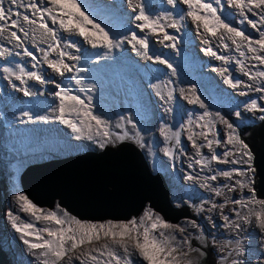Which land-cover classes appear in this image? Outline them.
<instances>
[{
  "label": "snow or ice",
  "instance_id": "obj_1",
  "mask_svg": "<svg viewBox=\"0 0 264 264\" xmlns=\"http://www.w3.org/2000/svg\"><path fill=\"white\" fill-rule=\"evenodd\" d=\"M126 3L131 6V19L140 35L131 29H113L93 13V6H90L87 0H0V40H6L12 45L5 47L0 43V58H5V63L0 65V69L5 74V79L11 81L14 78L19 81V86L16 83L11 86L24 96L35 94L29 86V81L42 86L51 83L54 85L51 95L59 101L54 109V117H33L31 113L25 112L24 116L29 121L58 120L70 128L77 138L95 140L101 148L106 144L126 139L135 140L143 146L141 131L130 117L121 115L119 120L113 121L111 118L105 119L103 114L94 113L89 91L95 90V85L85 88L83 78L80 77L82 71H87L81 66V46L87 43L94 49H103L105 51L97 55L106 58L114 49L127 43L136 53L152 60L154 57L149 54L150 37L159 38L161 43L169 42L165 46L175 49L177 36L170 34L168 29L179 32L189 19L195 25L196 31L206 37L203 40L207 45L204 51L214 59L222 61L224 65L235 64L252 82L245 84L244 81L234 78L228 67L217 68L216 71L225 77V83L234 89L243 85L264 94V70H261V66H264V0H167V4L172 6V11L155 14L148 11V0H126ZM178 4L185 5L186 9L178 7ZM226 9H234L235 12ZM236 14L240 18L234 26L232 18ZM244 25L250 26L258 37L246 34L242 27ZM62 33H67V36ZM75 37H81L82 40H76ZM213 38L218 40L217 47H223L230 53L235 51L238 57L233 59L231 54L223 55L216 51L212 46ZM37 39L40 43L47 44V48L39 47ZM26 42H31L33 48L39 51L40 58L34 51L29 50ZM53 54L55 58H52ZM21 56L31 59V70L25 66V62H15V58ZM155 60L166 64L172 70L171 75H176V69L166 59L155 56ZM249 61L255 63L250 64ZM43 65H47L52 73L65 79L57 83L54 76L46 75ZM253 68L256 69L255 72ZM66 73L74 75L65 77ZM171 85V80L153 85L158 89L156 95L167 105L164 111L168 113L173 111L176 100V89ZM74 86L79 88L74 90ZM162 86L168 89L166 95ZM179 91L190 104H198L200 108L205 109L195 120L190 117L186 126L181 124L182 128L187 127V139L199 157L194 158L193 163L200 165L201 170L208 168L214 172L202 178V187L208 188L217 197L225 195L224 189L231 193H236L238 189L241 192L247 191V195L226 197L219 204L211 201L207 211L216 212L223 221L219 227L229 229L233 233L239 234L245 224L254 222L264 233V198L257 197L254 175H250L255 172L252 167L254 154L242 138L239 124H234L220 112L214 115L209 112L207 105L196 94L195 87L191 89V99L184 95L185 89L181 88ZM81 92L84 93L85 99L81 98ZM261 102H264V96L259 98V102L258 99H250L246 102L247 110L264 113ZM234 114L236 117L241 116L239 111ZM208 117L212 119H207ZM259 119L264 121V115ZM217 122L227 129L224 140L220 138L219 132L214 130ZM128 124L135 129L134 133H129ZM194 128L199 131H194ZM114 129H123V132H116ZM161 131L166 138L171 132V138L177 145L180 144L181 132H172L167 125ZM197 136L202 139V143H197ZM222 144L226 148L231 147L218 154L216 148ZM205 147L210 151L208 156L201 151ZM167 154L174 156V150L167 149ZM237 155L239 158H236ZM213 161L233 166L247 164L248 168L213 170L210 167ZM192 166L189 165L190 168ZM220 177L228 183L213 187L210 182L217 181ZM186 179L194 180L196 177L189 174ZM15 200L19 212L27 215L22 217L9 212L8 217L24 244L30 250L36 251L40 264H60L70 253L76 254L75 258L80 264H202L199 260L189 258V251L192 250L191 239H182L177 243L175 232L183 233L187 228L165 221L151 209L139 220L93 223L81 221L62 209L45 211L22 191L15 196ZM229 204L232 205L230 214H224L223 210ZM198 211H205L203 204L199 206ZM208 220L215 226L212 216H208ZM39 222H44V226L37 227ZM190 223L192 228L200 231L199 240L204 241L201 247L206 244L215 245V237L207 239V236L211 235L210 232L205 234L195 221ZM184 244L188 245L187 250L183 247ZM85 245L88 247L84 248ZM222 251L224 255L214 261V264H245L246 248L239 239L236 240L235 247L231 246V241L225 242ZM259 264H264V254L259 257Z\"/></svg>",
  "mask_w": 264,
  "mask_h": 264
},
{
  "label": "clouds",
  "instance_id": "obj_2",
  "mask_svg": "<svg viewBox=\"0 0 264 264\" xmlns=\"http://www.w3.org/2000/svg\"><path fill=\"white\" fill-rule=\"evenodd\" d=\"M105 1L112 3L115 7V10H112L111 13L105 8H100L105 10L107 14L113 15L108 23L109 26L120 31L131 29L137 31V34L140 35L139 31L135 29V22L131 19L132 13L130 5L123 3L121 0ZM87 2H90L89 5L93 6L92 9L96 14H102L101 11L95 9V6L99 7V5L96 4L94 0H87ZM153 5L158 11L153 9ZM178 7L185 9V5L182 4H178ZM148 11L153 14L163 13L165 11H172V6L167 4V0L151 1L148 3ZM118 12L120 15L117 14ZM173 14L175 13L173 12ZM98 18L100 20L102 19L101 17ZM232 19L234 22V17ZM185 25V29L183 27L175 34L177 38H181L185 35L184 42H178L176 40V48L177 45H185L186 51L177 48V50L184 52L185 55L173 51V48L170 49L166 47L165 44L169 42L161 43L157 37H150L149 54L153 55L154 58L152 60H148L136 53L132 50L131 45L127 43L123 44L120 48L114 49L106 58L97 55V53L105 51L103 49H94L87 43L81 46V66L87 69L86 72L82 71L80 73L81 78L82 75L86 77L83 79L84 86L85 88L93 84L100 86L95 87V90L89 91L92 99L96 101L94 109L97 110L98 108V110H102V106L105 103L108 106H113V104L116 103L115 108L117 110H120L121 106H125L130 112L135 114H138V111H140L138 116L141 128L137 127L140 129L141 135L143 136V146L136 143L135 140L126 139L116 143L106 144L104 147L108 145L118 146L127 142L135 144L146 155L152 173H160L167 177L170 182L172 207L169 211L171 214L169 219H165L159 212L151 208L149 204L138 212V214L128 219H118L126 222L132 220L134 217L139 220L146 211L151 209L153 212L159 213L165 221L175 225L187 226L188 221H195L202 227L205 234L211 233V235L207 236V239L211 240L215 237L216 243L215 245L206 244L204 247H201L204 241L199 240L200 231L195 229V234L190 235L188 239H191L192 248L200 249V251L198 254H190L189 257L191 259H199L202 264H214V261H218L219 257L224 255L222 251L224 243L231 241V246L235 247L236 240L239 239L246 248L245 264H254V262L255 264H259V257L261 254H264V233L261 232L257 224L255 222L253 224H245L241 232L236 234L229 229L219 227L223 221L215 214L216 212L210 213L207 211L211 201H215L218 204L221 203L220 197L213 195L208 188L202 187L204 183L202 178L212 175L214 172L209 171L208 168L201 170L200 165L193 163V159H199V157L196 156V149L192 147L191 142L186 143L184 142L186 141L185 139L182 141L183 135L186 133L188 137L189 132L187 127H181V124L187 125V121L190 117L195 120L202 115L205 109L200 108L198 104H190L188 100L183 98L179 89H185L184 95H187L189 99H191L193 98L191 89L195 87L196 94L199 95L200 99L207 105V110L209 112L213 113V115L216 112H220L221 115H224L234 124H239V130L248 127L253 128L257 124H262L263 121H261L259 117L264 115V113L250 112L247 110L245 103L253 99V96L245 98L237 92L229 91V87L224 82L225 77L221 75L220 72L216 71V69H210L208 67L209 60L213 62L215 67L216 64L214 58L204 51L206 46L195 45V42H203V35L196 31L195 27L191 25L190 20L185 21ZM128 34L130 35V32H128ZM62 35L67 36V33H62ZM74 39L82 40L81 37H75ZM213 39L217 40V38ZM0 43L5 47H12L6 40H0ZM26 44L29 50L34 51L38 58L41 57V54L38 50L33 48L31 42H26ZM38 45L39 47H43L41 43H38ZM44 48H47V46H44ZM17 50L21 51L20 49ZM72 51L75 52L74 49ZM155 56H160L161 59H166L168 63L172 64L173 68L176 69V75H171L172 70L169 69L166 64L158 63L155 60ZM52 58H55V54H53ZM1 60L2 62H0V65H3L5 63V58H1ZM183 60L191 65L195 76L192 73L189 75L178 73ZM22 61L25 62V66L31 70V59L23 56L15 58V62ZM43 71L46 75L54 76L57 83L65 79L52 73L51 70L47 68V65H43ZM68 75L74 74L66 73L65 77ZM4 79L5 74L2 72V69H0V93L1 97L4 98L1 99L0 97V110L4 108L10 112V119H8L7 116L0 118L3 127L2 130L0 128L3 139V146L0 148V168L5 170V172L0 170V246L8 256L11 254L12 260H9V264H40V261L38 259L36 260V251L30 250L28 246L24 244L23 240L20 238V234L12 227L8 217L9 212L15 215L20 214L17 202L14 197L12 198L11 190L16 191L18 189L19 192L22 191L25 193L21 187L20 178L27 168L38 165L34 163V160L37 162L43 157L38 154L41 145L46 148L47 146L53 147V145L59 143L56 141L57 139L61 140L59 144H64L65 142L68 144H79V149L68 151L65 156H61L60 158L85 153L89 150L98 151L101 147L95 140H88L83 137L70 140L68 138L69 133L66 135L65 129H63L64 124L60 123L58 120L51 119L49 121H41L34 119L29 121L27 117L24 116L25 112L31 113L33 117L55 116L54 109L57 107L59 101L51 95L54 90L53 84L50 83L42 86L36 84L34 81H29V86L35 94L32 96H24L22 92L12 88V80L5 79L4 81ZM158 80L160 81L156 82ZM169 80L172 81L171 87L176 89V100L171 113L164 111L167 105L156 95L158 89L153 87V85L160 84L161 81L167 82ZM16 82L19 86L20 82L14 81V83ZM61 86H63V84ZM76 87L77 86H74V90ZM167 90V88L162 86V91L165 95L167 94ZM138 95L140 96V102L137 101ZM15 96L18 98V104L13 106ZM99 97L102 99V101L100 100L101 104L97 103ZM20 98L24 99V104L22 106H20ZM259 98L260 97L256 96L255 99H258L259 102ZM234 101L236 105L233 104ZM2 104L9 105L10 107L7 108ZM48 106L51 107L49 114L37 113V111L47 112ZM261 106H264V102H261ZM19 109L20 112H18ZM236 111L241 112L240 117L235 116L234 113ZM14 116L19 119V122H24L21 124L15 123L13 121ZM207 119H212V117H208ZM168 122L170 123L169 128H171L172 132L174 130L181 132L179 145L171 138V132L168 133V138H166L161 131ZM127 128L130 134L135 132L132 126L130 127L129 125ZM195 129L197 132L199 131L198 128H194V130ZM214 130L219 132L222 140L226 138L227 129L224 125H219L217 122L214 125ZM114 131L122 133L123 129H114ZM37 133H47L50 137V141L36 142L34 140V135ZM147 139H153V141L147 142ZM196 139L197 143L203 142L198 136ZM90 146L91 148H89ZM230 147L231 146H227L226 148L225 145L222 144L219 148H216V151L220 154ZM170 148L174 150V156H169L167 154V149ZM181 149H183V151H181ZM201 151L206 156L210 155V151L206 147L202 148ZM55 157L56 156H53L52 158ZM236 158H239V156L237 155ZM230 159H232V157H230ZM15 163L21 165V171H17L12 167ZM190 164L193 165L191 168L189 167ZM232 167L246 170L248 165L241 164L233 166L231 164H217L215 161L211 164V169L213 170H227ZM252 167L254 168V160L252 162ZM14 172H22L18 178L20 184L18 187L13 180ZM189 174L195 176L196 179H186ZM250 175H254L255 178L257 175L256 169L254 174ZM210 183L213 187H218L221 183H228V181H224L223 177H220L217 181ZM226 190L227 189H224V192ZM237 192L239 195H245V191L241 192V190L238 189ZM231 197L234 198L235 196ZM175 201L178 203H175ZM202 204L205 211L200 212L198 208ZM37 205L45 211H60L62 209L69 213L70 216L80 219L75 211L63 205L60 200H55L52 205ZM57 205H59V208H57ZM228 207L231 208L232 205L229 204ZM256 207L258 208V206ZM223 211L224 214H230L229 210L226 208ZM140 214L141 217L138 218ZM105 216L106 217L102 218L115 219L107 215ZM205 216H207V218L208 216H212L218 229H214ZM98 219L100 218L90 217V219L80 220L91 222L90 220L94 221ZM103 242L104 241H101V243ZM87 247V245L84 246V248ZM215 254L218 255L215 256ZM75 255L76 254L73 255V253H70L69 257H66L60 264H69V258L72 257L71 264H74L72 260H76L74 258ZM77 264H80V261H78Z\"/></svg>",
  "mask_w": 264,
  "mask_h": 264
},
{
  "label": "water",
  "instance_id": "obj_3",
  "mask_svg": "<svg viewBox=\"0 0 264 264\" xmlns=\"http://www.w3.org/2000/svg\"><path fill=\"white\" fill-rule=\"evenodd\" d=\"M240 132L255 156L256 193L264 198V121ZM20 184L35 203L52 205L60 200L80 219L105 215L128 219L148 204L165 219L171 217L168 178L153 174L144 152L129 142L34 165L23 172ZM9 260L11 254L0 246V264Z\"/></svg>",
  "mask_w": 264,
  "mask_h": 264
},
{
  "label": "rangeland",
  "instance_id": "obj_4",
  "mask_svg": "<svg viewBox=\"0 0 264 264\" xmlns=\"http://www.w3.org/2000/svg\"><path fill=\"white\" fill-rule=\"evenodd\" d=\"M151 1H156V0H151ZM95 9H98L99 11H101V15H98V14H96L95 12H94V10L92 9V11H93V13H95V15L97 16V17H101L102 19V21L104 22V23H109V21L112 19V16L113 15H109V14H107L106 12H105V10H102V9H100L98 6H95ZM185 9H186V6H185ZM118 10V9H117ZM233 12H235V10L234 9H231ZM226 11H227V9H226ZM239 16H238V14H236L235 16H234V26H236L237 24H238V21H239ZM102 26H103V24H102ZM185 27H186V25H184V29H185ZM243 27V30H245V32H246V34H251V35H253L254 37H258V34L254 31V30H252L250 27H249V29H247L246 28V26L244 25V26H242ZM219 35V34H218ZM177 41L178 42H180V38H177ZM185 40H183L182 42H184ZM38 43H40L39 42V40H37V44ZM190 43H191V41H190ZM42 45H43V47L44 46H47V44H44V43H41ZM192 44V43H191ZM171 49V48H170ZM216 51H218L220 54H222V51L221 50H219L218 48H214ZM173 51H176V52H178V53H181L182 55H185V53L184 52H182V51H180V50H177V48H175V49H173ZM229 54H231L232 55V57H233V59H235V58H237L238 57V54L235 52V51H231V53L228 51V50H226V53L224 54V55H229ZM250 55V54H249ZM215 60V64H216V67L217 68H222V67H228L229 68V71L232 73V76L234 77V78H236V79H240V80H242V81H244V83L245 84H248V83H252L251 81H249V79H248V77L247 76H244L242 73H241V71L239 70V68L235 65V64H229V65H224L223 64V62L222 61H220V60H216V59H214ZM249 63L250 64H252V63H255V61H249ZM261 70H264V66H261ZM256 71V69L254 68V70H253V72H255ZM178 73H183V74H186V75H189V74H193L194 75V73H193V69H192V67H191V65L188 63V62H185L184 60H183V63H182V66H181V68H180V70H179V72ZM195 76V75H194ZM82 78L83 79H85L86 77H85V75H82ZM4 81H5V79H4ZM14 78H13V80H12V82L14 83ZM160 80H158V81H156V82H159ZM224 82H225V80H224ZM258 83V82H257ZM16 84H18L17 82H16ZM228 87H229V91H231V92H237V93H239L241 96H243V97H245V98H247L248 96H253V99H255L256 98V96H258V97H261V96H264V94H262V93H257V92H255V91H252V90H250V89H248V88H246V87H244L243 85L242 86H240L239 88H232L230 85H228L227 83H225ZM95 87H100V86H98V85H95ZM76 88H79V86H77ZM103 88V87H102ZM230 93V92H229ZM243 93H246V95L245 94H243ZM80 95H81V98L82 99H85V96H84V93L83 92H81V93H79ZM23 100L24 99H22V98H20V106H22L23 104H24V102H23ZM100 100L102 101V99H101V97H99L98 98V101H97V103H99V104H101V102H100ZM137 101L138 102H140V96L138 95L137 96ZM87 102V101H86ZM95 100H93L92 99V101H91V103H92V105L94 106V104H95ZM246 104V103H245ZM115 105H116V103L115 104H113V106H108L106 103L102 106V110H98V108H97V110H95L94 109V113L95 114H103V116H104V118L105 119H109V118H111V119H113V121H116V120H119V118H120V116L121 115H123V116H125V117H130L131 119H132V121H133V123H135L139 128H141V125H140V123H139V116H138V114H140V111H138V114H135V113H133V112H130L129 110H128V108H126L125 106H121L120 107V110H117L116 108H115ZM18 112H20V109L18 110ZM5 116H7V118L8 119H10V112L9 111H7V110H5L4 108L2 109V110H0V118L1 117H5ZM22 118H24V117H22ZM169 122L168 123H166L165 125H167L168 127H169ZM218 124L219 125H223L222 123H219L218 122ZM130 125V127L132 126L131 124H128L127 125V127ZM63 129H65V131H66V135L69 133V139L70 140H73V139H75V138H77V135L75 134V133H73L72 131H71V129L70 128H68L66 125H64L63 126ZM194 131H196V129L194 130ZM51 139H53V138H51ZM86 139V138H85ZM184 139L186 140V141H184ZM63 140H65V139H63ZM152 142L153 141V139L152 140H148L147 139V142ZM182 141H184V142H186V143H190V141L187 139V136H186V133L183 135V137H182ZM73 149H79V144H68V143H64V144H59V143H56L55 145H53V147H51V146H47V148L46 147H43L42 145L39 147V150H38V154H40V155H42L43 157L39 160V161H35L34 160V163H37V164H41V163H43V162H47V161H49V160H51V159H55V158H60L61 156H65V154L68 152V151H71V150H73ZM53 156H56L55 158H52ZM211 167V166H210ZM21 173L22 172H14L13 173V180H14V183H15V185L18 187V185H20L19 184V180H18V178L20 177V175H21ZM11 193H12V198L14 197L15 198V196L17 195V194H19V190L17 189L16 191L15 190H11ZM213 195H215L214 193H213ZM237 195H239V193L238 192H236V193H231V192H228V190H226L225 191V195L224 196H219L220 197V201L222 202L226 197H231V196H237ZM245 195H247V191H245ZM11 198V199H12ZM175 203H178L177 201H175ZM227 210H229L230 209V207H227L226 208ZM156 214H158V215H160L159 213H157V212H155ZM215 214H217V213H215ZM19 215H21L22 217H24V216H26L27 214H24V213H21L20 212V214ZM206 217V219L208 220V218H207V216H205ZM213 218V217H212ZM209 221V223L213 226V223H212V221H210V220H208ZM191 221H188L187 222V226H182V227H186L187 228V231H185V232H183V233H181V232H179V231H176L175 232V235H176V237H177V243H180L181 241H182V239H188V237L190 236V235H193V234H195V229L194 228H192L191 227V223H190ZM171 224H173V223H171ZM173 225H175V224H173ZM44 226V222H39V223H37V227H43ZM202 228V227H201ZM213 228L214 229H218V226H217V224L215 223V226H213ZM264 235V234H263ZM183 247L185 248V250H187L188 249V245L187 244H184L183 245ZM192 253H199L198 251H196L195 250V248H192V250L191 251H189V255L190 254H192ZM75 253H73V255H74ZM218 254H215V256H217ZM76 256V255H75ZM75 256H74V258H75ZM190 258V257H189ZM71 259H73V257L71 258ZM76 259V258H75ZM195 260V259H194ZM199 260V259H198Z\"/></svg>",
  "mask_w": 264,
  "mask_h": 264
},
{
  "label": "bare ground",
  "instance_id": "obj_5",
  "mask_svg": "<svg viewBox=\"0 0 264 264\" xmlns=\"http://www.w3.org/2000/svg\"><path fill=\"white\" fill-rule=\"evenodd\" d=\"M95 1V3L96 4H98L99 5V8H105L106 10H108L110 13L112 12V10H115V7H114V5L112 4V3H110V2H106L105 0H94ZM123 3H126V0H121ZM151 2V0H148V3H150ZM88 4L90 3V2H87ZM153 7V9L155 10V11H158V9L153 5L152 6ZM229 11H232V10H229ZM233 12V11H232ZM118 15H120V13L118 12L117 13ZM190 20V19H189ZM191 22V21H190ZM191 25L193 26V27H195V25L191 22ZM246 26V28L247 29H249V27L250 26H247V25H245ZM196 29V28H195ZM202 30V29H201ZM168 31H169V33L170 34H172V35H175L177 32H176V30L175 29H168ZM203 38L205 39L206 37L205 36H203ZM185 39V35H183L181 38H180V42H182L183 40ZM203 43V42H202ZM201 42H195V45L196 46H206L207 47V45H205L204 43L202 44ZM217 43H218V40H215V39H212V46H213V48H218L219 50H221L222 51V53H223V55L226 53V50L223 48V47H217ZM177 48L178 49H180V50H183V51H186L185 50V45L184 44H182V45H177ZM0 62H2V60H1V58H0ZM208 67L210 68V69H217L215 66H214V64H213V62L212 61H208ZM0 97H1V93H0ZM1 99H4L3 97H1ZM1 101V100H0ZM18 104V98L15 96L14 97V103H13V106H16ZM234 105H236V102L234 101V103H233ZM3 106H5V107H7V108H9L10 106L9 105H4V104H2ZM50 106H48L47 107V112H41V111H37V113H42V114H49L50 113ZM13 121L15 122V123H18V124H21V123H23L24 121H21V122H19V119L16 117V116H14L13 117ZM0 128H1V130H2V124H1V121H0ZM0 130V148L3 146V139H2V131ZM34 140L36 141V142H49L50 141V137H49V135L47 134V133H37V134H35L34 135ZM57 142H59V143H61V140L60 139H57L56 140ZM5 142V141H4ZM120 165L124 168V166L126 165V163H124V162H122V163H120ZM0 170L2 171V172H5V170H3L2 168H0ZM178 196V195H177ZM141 217V214L139 215V217L138 218H140ZM133 219H136V218H134L133 217ZM91 222H93V223H107V222H125V221H123V220H120V219H108V218H100V219H98V220H94V221H92V220H90ZM38 258L36 257V260H37ZM73 261V263L74 264H77V262L79 261L78 259H76V260H72Z\"/></svg>",
  "mask_w": 264,
  "mask_h": 264
},
{
  "label": "flooded vegetation",
  "instance_id": "obj_6",
  "mask_svg": "<svg viewBox=\"0 0 264 264\" xmlns=\"http://www.w3.org/2000/svg\"><path fill=\"white\" fill-rule=\"evenodd\" d=\"M120 85H121V84H120ZM89 148H91V146H90ZM84 149H86V148H84ZM86 150H87V149H86ZM12 167H13L15 170H17V171H21V165H20L19 163H15V164H13Z\"/></svg>",
  "mask_w": 264,
  "mask_h": 264
}]
</instances>
